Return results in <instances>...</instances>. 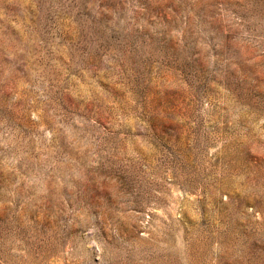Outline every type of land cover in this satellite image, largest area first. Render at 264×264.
I'll return each mask as SVG.
<instances>
[{
  "label": "rangeland",
  "instance_id": "374dc122",
  "mask_svg": "<svg viewBox=\"0 0 264 264\" xmlns=\"http://www.w3.org/2000/svg\"><path fill=\"white\" fill-rule=\"evenodd\" d=\"M0 264H264V0H0Z\"/></svg>",
  "mask_w": 264,
  "mask_h": 264
}]
</instances>
